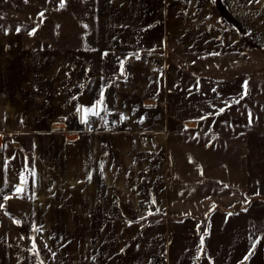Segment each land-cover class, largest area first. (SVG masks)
I'll return each instance as SVG.
<instances>
[{"label":"crops","instance_id":"obj_1","mask_svg":"<svg viewBox=\"0 0 264 264\" xmlns=\"http://www.w3.org/2000/svg\"><path fill=\"white\" fill-rule=\"evenodd\" d=\"M19 2L0 23V264H220L219 227L227 264H264L245 175L204 196L171 187L177 133L186 142L206 123L179 110L188 100L166 72L168 45L220 44L209 32L189 42L205 27L187 13L197 0ZM226 5L264 46V0ZM229 33L231 50L244 49L246 33ZM93 106L99 115L85 114ZM228 129L229 151L245 145L244 127Z\"/></svg>","mask_w":264,"mask_h":264},{"label":"rangeland","instance_id":"obj_2","mask_svg":"<svg viewBox=\"0 0 264 264\" xmlns=\"http://www.w3.org/2000/svg\"><path fill=\"white\" fill-rule=\"evenodd\" d=\"M19 3V0H0V23L6 13H10V8H14L13 14L19 12ZM27 7L31 10L29 12L35 11L34 7L28 4ZM187 13L189 16L198 13L202 15V21L205 20L203 30H188V35L191 33L195 35L188 36L189 42L194 38L201 39L203 36L201 34L204 33V43L205 36L208 35L206 33L209 32L220 33V44L217 46V51H211V48L216 49L215 46L212 47L211 40L210 42L207 40L209 45L205 46L197 43L199 50H195L196 47L191 43L193 49L187 53H184L181 45L174 43L176 41L173 39L168 45L166 72L169 80L174 84L175 95L180 97L181 94L188 100L179 110L206 123L202 136L186 135V142L180 139L184 135L177 133L178 137L174 143V162L171 166V187L204 196L214 190L223 189L222 184L227 186L229 176L245 175L246 182L249 183L246 191L252 193V203L256 205L253 208V217L256 218L252 223L254 244L256 238L264 234V212L260 211L264 208L259 207L260 203L256 197L263 196L261 199L264 200V46L258 43L260 39L257 41L253 37L250 38L233 19L232 14L228 12L226 0H197L195 5L189 3ZM258 14V11L252 13L255 24L261 22ZM216 23L221 27L226 26V31L220 28L214 31L210 28ZM189 25H192L190 21ZM229 32H235L242 38L246 33V41H243L244 49L235 52L231 50ZM199 39L197 41H200ZM245 81H247L246 95ZM211 119L212 123H210ZM231 126L240 129L244 127L247 134H245V145L242 136L236 141L233 140L235 146L232 145L236 150L229 151L228 128ZM235 131L238 129L235 128ZM244 147L245 153H241L240 149ZM243 156H245V166ZM233 157L240 158L241 164L234 166L229 164ZM237 180L239 181V177ZM217 230H219L216 234L218 240L213 249L220 257V264H227L225 260H227L228 248L225 243L229 236L227 233L222 235L220 232L222 228L219 227ZM31 238L35 241V245L36 240L38 241L36 248L43 251L44 246L40 244L41 240L39 235H36V231L32 233ZM52 263L57 264V262H46V264Z\"/></svg>","mask_w":264,"mask_h":264},{"label":"snow or ice","instance_id":"obj_3","mask_svg":"<svg viewBox=\"0 0 264 264\" xmlns=\"http://www.w3.org/2000/svg\"><path fill=\"white\" fill-rule=\"evenodd\" d=\"M25 2H27V0H25ZM65 2H66V0H60V5H59V7L60 8H63L64 6H65ZM256 2H259V0H256ZM41 17H43L44 16V13L43 12H41L40 14H39ZM30 34H34V32L33 33H30ZM121 68H123V62L121 63ZM123 74V73H122ZM244 89H245V95L247 94V81H245V84H244ZM103 95V94H102ZM99 104H102V99H101V101L100 102H98ZM237 103H238V101H237ZM96 109V106H93V109H84V112H85V114H87V113H89V112H91V114L92 115H99V111H97V110H95ZM77 111H80V109H77ZM121 119H124V117H121ZM85 122H87L86 120H85ZM89 179H90V177H89ZM16 192L17 193H22L23 192V189L22 188H17L16 189ZM5 199H8V197H5ZM4 207V205L3 204H0V208H3ZM37 231H38V229H37ZM207 233H205V235H206ZM202 246H203V236L201 237V248H202ZM35 249H36V245H35V243H33V250L35 251ZM37 255H38V252H37ZM249 255H251V252L249 253ZM245 259H247V257H245Z\"/></svg>","mask_w":264,"mask_h":264},{"label":"built area","instance_id":"obj_4","mask_svg":"<svg viewBox=\"0 0 264 264\" xmlns=\"http://www.w3.org/2000/svg\"><path fill=\"white\" fill-rule=\"evenodd\" d=\"M89 122H90L91 125H95L96 117H92Z\"/></svg>","mask_w":264,"mask_h":264}]
</instances>
